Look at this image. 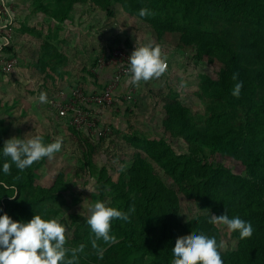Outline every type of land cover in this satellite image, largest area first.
<instances>
[{"label": "trees", "instance_id": "16d2710c", "mask_svg": "<svg viewBox=\"0 0 264 264\" xmlns=\"http://www.w3.org/2000/svg\"><path fill=\"white\" fill-rule=\"evenodd\" d=\"M29 1L33 11L61 26L73 21L77 6L92 5L113 15L111 6L121 5L130 18L148 23L158 39L180 33L181 48L194 50L208 68L199 76L197 92L205 104L203 114L193 113L183 100L172 96L164 104V137L151 139L134 132L126 135L136 150L128 174L121 171L113 180L105 166L100 168L98 183L103 190L110 189L108 199L105 196L102 201L124 212L134 211L130 221L112 222L111 234L118 242L110 246L97 242L105 249L102 258L92 247L94 234L86 219L74 216V237L66 235L65 246L85 245L84 252L78 254V264H172L171 253L178 240L204 233L221 242V230L208 221L211 215L225 213L251 222L253 233L240 239L238 233L231 232L236 248L221 251L223 264H264V0ZM142 8L155 15L140 17ZM19 30L16 26V42ZM234 74L237 80H233ZM240 81L243 88L237 98L232 90ZM1 101L0 112L5 113L7 108ZM67 114L72 117L71 112ZM43 139L54 142L52 137ZM168 139L182 140L188 151L177 154ZM5 159L0 155V166ZM225 160L236 162L242 172L236 173ZM47 162L45 157L23 172L12 165L8 176L0 172V180L18 188L16 196L0 189V215L7 213L21 222L36 214L44 219L59 218L52 202L62 197L64 185L56 181L45 186L36 179L37 170ZM155 167L171 178L178 190L159 180ZM17 175L20 179L14 180ZM181 196L196 202L202 222L179 223Z\"/></svg>", "mask_w": 264, "mask_h": 264}, {"label": "rangeland", "instance_id": "374dc122", "mask_svg": "<svg viewBox=\"0 0 264 264\" xmlns=\"http://www.w3.org/2000/svg\"><path fill=\"white\" fill-rule=\"evenodd\" d=\"M13 3L16 26L20 27L13 49L19 53L20 65L15 75H0V100L7 108L5 113L0 112V137L4 135L7 141L13 137L39 135L52 137L53 141L62 140L61 150L41 165L36 179L45 186L56 181L64 185L62 197L52 205L60 212L57 219L65 226V235L72 239L74 216L86 219L91 215L90 207L105 196L107 200L110 194V189L103 190L98 183L100 168L105 166L113 180L119 172L128 174L131 169L136 150L126 139L129 132L151 139L164 137V104L172 96H178L197 115L205 112V104L197 92L199 76L208 68L197 59L194 50L181 48L180 33H168L158 39L148 23L130 18L121 5L111 6L113 15L92 5L77 6L73 21L61 26L43 13L33 11L29 0H13ZM149 44L160 46L167 70L146 82L126 81L124 93L114 95L115 106L107 108L108 112L103 115V120L108 121L103 126L111 129L109 136L92 139L87 130L76 132L68 116L60 126L43 120V115L57 117L49 109V100L60 90L80 87L88 92L95 89L92 85L95 83L101 87L96 89L102 90L110 76L100 61L111 52L122 49L130 57L136 47ZM41 93L47 94V103H39L37 94ZM168 142L177 154L188 151L182 140L168 139ZM223 162L236 173L242 172L243 168L236 162ZM155 176L168 188L178 190L175 182L159 167H155ZM201 214L194 200L180 197L179 223L191 220L192 224L200 223L204 218ZM216 227L221 230L225 245L221 251L236 248L231 231L222 225Z\"/></svg>", "mask_w": 264, "mask_h": 264}, {"label": "clouds", "instance_id": "9594fccd", "mask_svg": "<svg viewBox=\"0 0 264 264\" xmlns=\"http://www.w3.org/2000/svg\"><path fill=\"white\" fill-rule=\"evenodd\" d=\"M0 5L8 11V20L0 24V28L11 24L15 17L10 9H7L6 0H0ZM155 15L147 8L139 10L140 17ZM10 42L4 40V46ZM130 67V82L138 84L141 81H149L158 78L167 70V63L162 57L161 48L158 45H145L136 47L128 58ZM233 80L237 76L233 75ZM243 88V82L234 84L232 95L239 97ZM47 94L39 95V103H47ZM62 148V140L57 139L51 143H45L43 137L37 135L24 138L13 137L5 141L0 148V155L5 161L0 166V172L5 176L11 175V167L23 172L35 162L47 157L51 159ZM10 161V162H9ZM17 175L14 180H19ZM0 189L6 193L17 195L18 188L15 183H7L0 180ZM10 196V198H15ZM91 215L86 218V223L94 234L91 244L97 254L102 258L104 248L98 241L107 245L118 242L117 237L111 234L112 222L116 219L130 221V212L134 208L124 212L114 207H109L104 201L95 202L89 209ZM3 212V209H0ZM209 223L225 226L229 231L239 234L240 239L251 237L253 227L251 222L241 219L239 216L229 217L224 215H211ZM66 229L58 219H44L36 214L30 221H14L7 213L0 215V264H78V254L83 253L85 245L77 248H67ZM224 243L218 242L214 236L204 233L191 235V237L178 240L172 250V264H223L221 250ZM70 253V256H69Z\"/></svg>", "mask_w": 264, "mask_h": 264}, {"label": "built area", "instance_id": "2783aa9c", "mask_svg": "<svg viewBox=\"0 0 264 264\" xmlns=\"http://www.w3.org/2000/svg\"><path fill=\"white\" fill-rule=\"evenodd\" d=\"M7 9L14 14L13 0H6ZM15 17V14H14ZM8 20V11L0 5V24H5ZM16 20L6 27L0 28V75L8 76L15 73L19 67V56L14 51L16 44L15 35ZM10 43L4 46L3 41ZM12 51H9V50ZM129 55L122 49H116L108 57L100 61L102 67H114L116 69L113 80L100 94L86 93L82 88L72 89L70 95L66 97L65 91L58 92L57 96L49 101V105L56 108L60 114L72 113L71 125L78 131L87 130L94 138H105L111 134V129L101 124V120L93 110V106L108 108L114 104V93L120 86L124 78L130 77L128 71ZM66 98V100H63Z\"/></svg>", "mask_w": 264, "mask_h": 264}, {"label": "crops", "instance_id": "0c3cea01", "mask_svg": "<svg viewBox=\"0 0 264 264\" xmlns=\"http://www.w3.org/2000/svg\"><path fill=\"white\" fill-rule=\"evenodd\" d=\"M16 44H17V42H16ZM18 55H19V53L18 52H16ZM107 68V70H108V73H109V79L108 80H106L105 82H104V84H103V89L101 90V89H96V88H98L99 86L98 85H96V83L95 84H92V85H94V87H95V89L94 90H92L91 89V91H86L87 93H89V94H100L107 86H108V84L113 80V78H114V76H115V73H116V69L114 68V67H106ZM128 77H126V78H124L123 79V81L121 82V84H120V86L118 87V89L116 90V92L114 93V95L115 96H117V94H119L120 92H122V93H124V86L125 85H127V80H130V78L129 79H127ZM127 81V82H126ZM97 86V87H96ZM102 86V85H101ZM93 87V86H92ZM99 88H101V87H99ZM72 89L73 88H65V89H62V91H65L66 92V97H68L69 95H70V93H71V91H72ZM61 91V90H60ZM59 91V92H60ZM70 91V93H68ZM38 96H39V94H37ZM63 100H66V98H64ZM116 100H117V98H116ZM116 100L114 101V106H115V102H116ZM50 101V100H49ZM119 102V101H118ZM120 105V104H119ZM113 106H111V107H108V108H112ZM49 109H50V111L51 112H53V114H56L57 115V117L55 116L54 118H51L50 116H48V115H43V120H49L50 122L49 123H52V122H54V123H56L57 124V126H60L61 125V123H62V121H65V119H64V117H69V124H71V121H72V117H71V115L70 114H67L66 116H64V114H60V112L56 109V108H53V107H51L50 105H49ZM93 110L95 111V113L99 116V118L101 119V124L103 125L105 122H108V121H106L105 119L103 120V118H104V114L105 113H107L108 111H106V110H108L107 108H104V107H99V106H93ZM120 110H118L117 112H119ZM119 117L122 115L121 114V111L119 112ZM109 124V123H108ZM57 138H58V136H57Z\"/></svg>", "mask_w": 264, "mask_h": 264}]
</instances>
